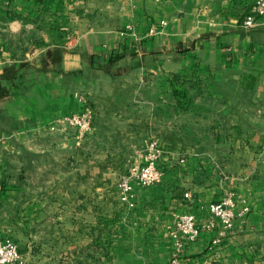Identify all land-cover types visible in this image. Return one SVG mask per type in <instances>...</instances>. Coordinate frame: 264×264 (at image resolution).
<instances>
[{
	"label": "crops",
	"instance_id": "0c3cea01",
	"mask_svg": "<svg viewBox=\"0 0 264 264\" xmlns=\"http://www.w3.org/2000/svg\"><path fill=\"white\" fill-rule=\"evenodd\" d=\"M251 8L0 0V232L19 245L12 264H167L184 212L202 228L188 264H264V17L246 26ZM86 105L94 123L80 142L47 129ZM189 106L197 141L184 150L168 140L183 134ZM153 138L166 140L162 177L132 178L127 194L123 178ZM56 160L62 178H34ZM229 191L250 210L215 242L208 204Z\"/></svg>",
	"mask_w": 264,
	"mask_h": 264
},
{
	"label": "built area",
	"instance_id": "2783aa9c",
	"mask_svg": "<svg viewBox=\"0 0 264 264\" xmlns=\"http://www.w3.org/2000/svg\"><path fill=\"white\" fill-rule=\"evenodd\" d=\"M261 17H264V0H252L251 13L245 17L244 24L253 26L258 23V19ZM93 123L94 110L90 105H86L81 111L55 118L48 124L47 129L74 134L77 141L80 142L92 131ZM163 152L164 148L158 141H150L145 160L134 166L129 175L123 178L121 185L127 194L132 190V183L130 182L132 178L142 186H149L161 179L163 171L158 165V161ZM236 208L237 200L234 191H229L221 200L208 204V211L213 217L210 226L213 227L215 223H218L221 228L219 238H216L215 242L220 241L222 237L233 235L237 231L236 219L246 215L250 210V206L247 204L239 210ZM201 231L202 228L194 213L177 214L174 225L169 231L173 240V249L167 264H188L183 258L185 246L187 242L196 240ZM18 261H22V253L18 243L9 235L0 232V264H12Z\"/></svg>",
	"mask_w": 264,
	"mask_h": 264
},
{
	"label": "rangeland",
	"instance_id": "374dc122",
	"mask_svg": "<svg viewBox=\"0 0 264 264\" xmlns=\"http://www.w3.org/2000/svg\"><path fill=\"white\" fill-rule=\"evenodd\" d=\"M199 89L197 90V94L199 95H203V96H206V92H205V89H200V87H198ZM195 92V91H194ZM188 93V94H187ZM187 93H184V95L182 96V98L185 100L187 97H189V92ZM190 98H187L186 100H188ZM188 102V101H187ZM190 106L189 107H184L183 110H184V117H183V126H182V133L183 134H178L176 138H173V139H170L168 140V142H171L173 143L174 145L176 146H181L182 149L184 150H188L192 144V142H196L197 139L196 137L194 138V134H192V129H191V124L190 123H187L186 119L188 118V120H191L192 117L189 116L190 115ZM192 109H196V110H206V107H196L195 105H193ZM187 116V118H185ZM46 131V129H44ZM42 130V131H44ZM50 131V130H49ZM53 132V131H51ZM73 136L76 138V136L73 134ZM77 140V139H76ZM153 140H156L158 141L160 144L163 142H165L166 140H162V139H158V138H153ZM161 144V145H162ZM25 157L26 158H30V154L27 155L25 154ZM41 160V159H40ZM46 161V158L44 159L43 162ZM47 178H62V164H61V161L58 162V160H56L53 164V168L52 170H49V172H39V176L38 175H34V178H44L45 179ZM48 191H51L52 188H48L47 189ZM13 238V237H12ZM17 242V241H16Z\"/></svg>",
	"mask_w": 264,
	"mask_h": 264
},
{
	"label": "trees",
	"instance_id": "16d2710c",
	"mask_svg": "<svg viewBox=\"0 0 264 264\" xmlns=\"http://www.w3.org/2000/svg\"><path fill=\"white\" fill-rule=\"evenodd\" d=\"M5 92H2V94H4Z\"/></svg>",
	"mask_w": 264,
	"mask_h": 264
}]
</instances>
